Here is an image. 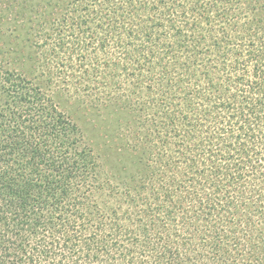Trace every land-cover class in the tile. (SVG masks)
Wrapping results in <instances>:
<instances>
[{
  "label": "trees",
  "instance_id": "1",
  "mask_svg": "<svg viewBox=\"0 0 264 264\" xmlns=\"http://www.w3.org/2000/svg\"><path fill=\"white\" fill-rule=\"evenodd\" d=\"M0 264H264V0H0Z\"/></svg>",
  "mask_w": 264,
  "mask_h": 264
},
{
  "label": "rangeland",
  "instance_id": "2",
  "mask_svg": "<svg viewBox=\"0 0 264 264\" xmlns=\"http://www.w3.org/2000/svg\"><path fill=\"white\" fill-rule=\"evenodd\" d=\"M61 107L72 115V118L75 119L79 125L87 132V137L90 139V143L95 146L97 152L103 155L102 149L105 145H110L111 142L107 139L105 141L98 139L96 130L93 129V125L95 124L96 117L90 113L89 111L75 110L76 104H72V101L67 97H60ZM105 144L104 146L101 145Z\"/></svg>",
  "mask_w": 264,
  "mask_h": 264
}]
</instances>
